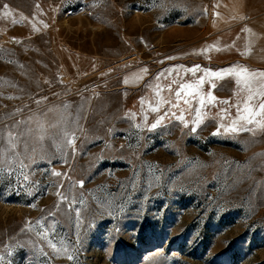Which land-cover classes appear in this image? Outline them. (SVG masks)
<instances>
[{"label": "rangeland", "instance_id": "1", "mask_svg": "<svg viewBox=\"0 0 264 264\" xmlns=\"http://www.w3.org/2000/svg\"><path fill=\"white\" fill-rule=\"evenodd\" d=\"M252 73L264 0H0V264H264V127L219 128Z\"/></svg>", "mask_w": 264, "mask_h": 264}, {"label": "snow or ice", "instance_id": "2", "mask_svg": "<svg viewBox=\"0 0 264 264\" xmlns=\"http://www.w3.org/2000/svg\"><path fill=\"white\" fill-rule=\"evenodd\" d=\"M4 9H8V5L5 4L4 5ZM9 13L6 11L5 15H8ZM250 31V30H248ZM15 39V38H13ZM169 72H171L172 70H168ZM188 71L192 72L193 75H195L196 72L200 71V66H194L191 69H188ZM242 72H247V69H242ZM233 73H235V69L232 67L229 68H224L218 71H211V70H205V75L200 77L197 81L194 82V84H188V83H184L180 85V88L176 91V97L179 99L181 97V92L184 91L185 89H191L193 87L199 88L201 87L205 82H208L211 84L212 88H215V84L211 83L212 78H216V79H220L223 78V74H228V75H232ZM236 75H240V73H236ZM264 76V73H252L251 76ZM207 78V79H206ZM176 81L174 80L173 83H175ZM244 84L246 86H248V97L247 99L244 101V106L243 108H241L239 105H237V115L236 118L232 120L231 124L229 126H225L224 124H221L219 126V128H224L225 132H231V133H237L239 131H252L254 132V129L249 128L248 125H252V124H257L260 127H264V122L262 121H258L256 120L257 116H264V99L260 100V102L258 103V105H250L249 102L252 101L256 96H260V97H264V91H260V92H254L253 89L250 87L249 85V81L248 78L244 79ZM125 83H127V79L125 80ZM237 85L239 86L241 84V80L237 79L236 81ZM186 95H192L191 92H187ZM11 98V97H10ZM217 98L215 96H213L211 94V91H209L205 96H201L199 99V105L200 108H198L196 110L197 112V121L196 123L201 122L200 120V116H201V108H203L204 106H206V104L209 103H213L216 102ZM39 103V102H38ZM185 104H190L191 101L185 99L184 100ZM219 103L221 104H228V101H219ZM173 107H179L178 104L172 105ZM253 108H255V110H253ZM154 111H157L158 109H153ZM224 113H227V109H222L221 110ZM165 117L161 116L159 119H157V121L155 123H153L151 125L152 129H155L160 123L161 121L164 119ZM179 119L181 120V122H183V117H179ZM223 119V117H222ZM185 126H187L185 124ZM219 128L217 129V132L214 133V135H219L221 134L219 131ZM193 131H195V127H193L192 129ZM63 135L67 138V142L68 144H73L74 140H75V136L74 134L69 133L67 130L64 131ZM43 137L41 136V139ZM18 139V137L13 136L12 132L10 131L8 133V142H9V149L8 151H11L12 149H14L16 147V143L15 141ZM25 149H27V145L25 144ZM18 155V154H17ZM23 165H21V171H22ZM53 175L56 176H60L62 175L61 173L58 172H54ZM24 179H27V176H24ZM81 187L83 186V182H80ZM59 194V193H58ZM62 199H66L64 197H62Z\"/></svg>", "mask_w": 264, "mask_h": 264}, {"label": "bare ground", "instance_id": "3", "mask_svg": "<svg viewBox=\"0 0 264 264\" xmlns=\"http://www.w3.org/2000/svg\"><path fill=\"white\" fill-rule=\"evenodd\" d=\"M135 58V57H134ZM98 75L97 74H92L91 76H89V77H87V78H85V79H83V85H88V84H90V83H92V81H94V79H96V77H97ZM89 86V85H88ZM76 141V140H75Z\"/></svg>", "mask_w": 264, "mask_h": 264}, {"label": "flooded vegetation", "instance_id": "4", "mask_svg": "<svg viewBox=\"0 0 264 264\" xmlns=\"http://www.w3.org/2000/svg\"><path fill=\"white\" fill-rule=\"evenodd\" d=\"M2 42H5V40L3 39Z\"/></svg>", "mask_w": 264, "mask_h": 264}]
</instances>
